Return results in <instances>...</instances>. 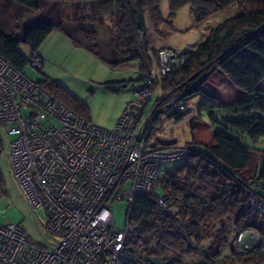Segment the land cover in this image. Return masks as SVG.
Masks as SVG:
<instances>
[{"label":"trees","instance_id":"16d2710c","mask_svg":"<svg viewBox=\"0 0 264 264\" xmlns=\"http://www.w3.org/2000/svg\"><path fill=\"white\" fill-rule=\"evenodd\" d=\"M0 1L4 5L23 11L35 12L41 7V0ZM85 1V5H90V8L88 7L90 15H84L81 19L74 16L69 21L72 27L60 21L39 20L33 25L29 22L18 34H12L11 24L0 19V55L24 71L30 59L19 51V44L27 45L32 57L39 52L47 36L57 30L74 46L83 47L110 66L132 60L138 61L142 74L136 81L141 82V86L152 88V84L157 83L159 79L151 74L153 60H157L158 49L150 47L152 35L149 39L148 31L159 32L165 23L172 28L171 21H166L163 17L162 0ZM167 2L169 19H172L181 7L188 5L196 22L205 20L233 4L238 5V8L232 16L211 28L206 38L194 49L179 52L187 57L182 66L168 74H159L162 95L153 108L155 113L149 128L148 140L160 111L156 110L164 109L172 115L179 114L185 107L184 98L192 94H203V85L217 70L225 74L235 87L244 91L247 97L237 101L234 108H227L220 103L213 105L226 108L225 113L235 117L223 119L220 123L221 128L214 132V142L207 145L208 150L202 151L201 143L192 139L188 143L196 144L195 150L180 159L182 161L180 165L163 173V177L161 174L151 194L137 195L133 203L128 204L126 216L127 220L132 221V229L127 242V252L130 257L135 258L138 256L137 249L146 247L148 241H154L155 248L147 254L153 264L157 263L151 256H165L175 248V235L171 230H177L175 233L179 234L193 235L192 237L199 242L200 221L222 222L229 214V206L234 210V230H240L246 225H256L264 230L262 225L264 222L260 221L259 226L249 221L250 218H258L247 205L249 193L254 189V182L264 180V148L256 145L264 138V89L257 86L264 79V0H167ZM105 13H109L113 23L109 26L108 37L104 39L99 34L97 25L100 24L98 17H103ZM41 70L42 68L39 71ZM38 83L53 97L87 119L86 105L74 94L48 77ZM102 84L111 91H118L121 86L115 82ZM171 101L181 102L182 110L171 112L169 105ZM200 110L206 111L209 118L215 121L212 105L203 103ZM1 147L3 146L0 137ZM172 147L178 146L163 145L158 149ZM251 164L254 165V172L250 175L242 174V170ZM196 177L214 184L227 181L231 184V189L207 201L200 200L194 192L184 190L178 183L179 179ZM255 193L259 199H264V189L257 187ZM158 197L165 199L169 208L167 213L161 212L156 206ZM192 205L202 207L199 221L189 220L188 207L192 208ZM174 207L176 211L173 210ZM227 242L226 235L222 239L216 237V250L208 254L202 264H211L218 260L221 255L220 248L226 247ZM261 258H264V250L254 256L226 255L223 262H250ZM165 264L180 263L171 259Z\"/></svg>","mask_w":264,"mask_h":264},{"label":"built area","instance_id":"2783aa9c","mask_svg":"<svg viewBox=\"0 0 264 264\" xmlns=\"http://www.w3.org/2000/svg\"><path fill=\"white\" fill-rule=\"evenodd\" d=\"M148 34L150 39L151 30ZM186 59L162 47L157 53L158 73L168 74ZM42 62L40 52L30 58L37 70ZM151 97L152 88L135 89L114 127L102 128L0 55V137H13L7 145L13 177L31 208L46 211V229L56 236L53 243L46 239L35 245L17 225H0V264H153L147 255L129 256L132 221L117 228L112 203L131 205L137 195L151 194L161 164L185 158L196 144L150 147L155 111H146V106ZM169 105L171 112L183 108L179 101ZM253 187L247 205L264 222V199L255 193L257 187L264 189V180ZM156 206L163 213L169 211L163 197L156 199ZM262 250L264 230L256 225L234 230L229 237V256H254ZM219 264H264V258Z\"/></svg>","mask_w":264,"mask_h":264},{"label":"rangeland","instance_id":"374dc122","mask_svg":"<svg viewBox=\"0 0 264 264\" xmlns=\"http://www.w3.org/2000/svg\"><path fill=\"white\" fill-rule=\"evenodd\" d=\"M85 2V0H41L40 9L33 12L18 10L10 5H4L0 1V19L11 24L12 34H18L29 22L33 25L39 20L60 21L72 27V23L69 21L74 16L81 19L84 15H90L88 10L90 5H85ZM237 8L238 5L233 4L216 12L215 15L206 20L196 22L188 5L181 7L175 16L169 19L168 2L162 0L161 11L163 17L166 21H171L172 28L165 23L161 26L159 32L152 33L151 31L152 38L150 42L154 41L153 47L166 42L180 52L194 49L199 42L206 38L211 28L225 18L232 16ZM98 18L100 19V24L97 25L98 31L101 37L105 39L110 33L108 29L113 22L109 18V13H105L103 17ZM55 32L54 34H58L57 31ZM42 46L39 50L44 48L49 54L46 60L44 58L42 70H37L29 62L25 66L24 72L37 82H42L48 77L59 83L86 105L87 119L91 123L106 129L113 128L122 113L119 112L120 108L122 105L125 106L133 91L141 86V82L136 81L142 74L139 62L132 60L117 66H110L83 47L74 46L67 39H64V41L55 40L50 43L47 40ZM18 49L25 57L30 59L32 53L27 45L20 43ZM153 64L151 74L160 79L155 59ZM159 79L157 83L152 84V100L146 106V111L155 108L156 101L161 98ZM104 82L126 85L120 86L118 91H111L102 84ZM184 103L185 107L179 114L172 115L164 109L156 110L160 111L149 137L151 148L158 149L163 145L183 146L195 138L198 141L197 143H201V150L207 151V145L214 142V132L221 128L220 123L223 122V119L235 117L225 113L226 108L213 107L215 104L218 105V102L200 93L188 95L184 98ZM203 103L212 105V110L215 112V121L209 118L206 111L200 110ZM22 114L26 115L27 111H22ZM160 138L170 141L164 143L159 140ZM1 139L3 147L0 148V225L6 223L17 225L25 233L28 241L35 245L45 244L46 239L53 243L56 236L51 235L46 229L48 220L46 211L43 208H36L35 210L31 208L26 196L13 177L7 149V145L13 137L3 135ZM256 145L264 148V138ZM181 163V160L163 162L161 164L162 177L164 176L163 173ZM253 168L254 165L251 164L241 173L250 175L254 172ZM178 183L184 190H190L200 200L206 201L222 192H229L231 189V184L227 181L214 184L198 177L187 180L179 179ZM128 207V203L125 201H114L112 203L113 219L119 229L124 228L126 224ZM201 208L200 205H192V208L188 207L190 221H199L202 213ZM173 210L176 211V208L174 207ZM229 210V214L224 217L222 222L204 223L200 221L198 234L201 240L199 242L192 237L193 235L179 234L175 233L177 230H171L175 235V248L167 252L165 256H151V259L157 264H165L171 259L178 260L180 264H202L205 262L206 256L216 250V237L222 239L226 235L229 240L234 231V210L231 206H229ZM249 221L259 226L261 223L256 218H250ZM155 244L154 241H148L146 247L137 249V254L147 255L151 249L155 248ZM220 251V258L211 264L222 263L223 258L229 255L228 242L226 247L220 248Z\"/></svg>","mask_w":264,"mask_h":264},{"label":"crops","instance_id":"0c3cea01","mask_svg":"<svg viewBox=\"0 0 264 264\" xmlns=\"http://www.w3.org/2000/svg\"><path fill=\"white\" fill-rule=\"evenodd\" d=\"M213 15H215V13L212 14L211 16H209L208 18L212 17ZM208 18H206V19H208ZM55 31H57V30L52 31L47 36V38L43 41L42 45L47 40L49 41V43L53 42L55 40H61V41L63 40L64 41V39H67L69 41V39L63 33H61L60 31H57L58 34H54V33H56ZM153 42L154 41H152L151 44H150V47L152 49L157 50V49H160L162 47H169V48L175 50L176 52H180V51L172 48L171 45L169 43H166V42L158 44L157 47H153ZM42 45H41V47H43ZM39 52L43 55V61H44V58L46 60V58L49 57V54L46 51V49L42 48L41 50H39ZM156 62H157V60H156ZM257 86L260 89H264V79H262L258 83ZM203 90H204V93L202 95L214 99L216 102L220 103L221 105H223V106H225L227 108H234L237 101H239L242 98L247 97V94L244 91L240 90L239 88L235 87L233 85V83L227 78V76L225 74H223L220 70H217L210 77V79L203 85ZM128 101H129V99L127 100V102ZM123 108H124V105H122V107L120 108L119 112H122Z\"/></svg>","mask_w":264,"mask_h":264},{"label":"water","instance_id":"95a60500","mask_svg":"<svg viewBox=\"0 0 264 264\" xmlns=\"http://www.w3.org/2000/svg\"><path fill=\"white\" fill-rule=\"evenodd\" d=\"M125 85H126V84H123V85H121V86H125ZM160 141H161V142H169L170 140H168V139H161V138H160Z\"/></svg>","mask_w":264,"mask_h":264}]
</instances>
